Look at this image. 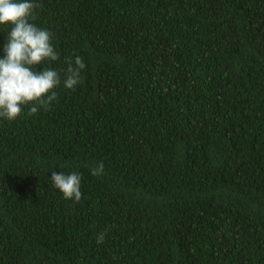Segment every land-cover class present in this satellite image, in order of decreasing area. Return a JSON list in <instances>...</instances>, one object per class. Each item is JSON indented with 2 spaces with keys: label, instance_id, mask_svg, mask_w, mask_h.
I'll return each instance as SVG.
<instances>
[{
  "label": "trees",
  "instance_id": "trees-1",
  "mask_svg": "<svg viewBox=\"0 0 264 264\" xmlns=\"http://www.w3.org/2000/svg\"><path fill=\"white\" fill-rule=\"evenodd\" d=\"M35 2L61 84L0 118V264H264V0Z\"/></svg>",
  "mask_w": 264,
  "mask_h": 264
},
{
  "label": "clouds",
  "instance_id": "clouds-1",
  "mask_svg": "<svg viewBox=\"0 0 264 264\" xmlns=\"http://www.w3.org/2000/svg\"><path fill=\"white\" fill-rule=\"evenodd\" d=\"M39 7L35 0H0V26H11L4 45L5 56L0 58V118L7 121L20 117L25 106H30V114H36L57 99L59 73L51 67L37 68L60 59L52 44L53 33L31 22ZM65 62L68 67L63 84L66 89L74 90L81 83V70L86 65L80 56L74 60L66 57ZM103 173L102 161L91 168L94 176ZM81 179L75 171L70 174L52 171L51 175L54 187L63 197L76 202L82 198ZM105 235L99 233L97 244L103 243Z\"/></svg>",
  "mask_w": 264,
  "mask_h": 264
}]
</instances>
